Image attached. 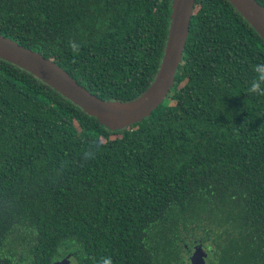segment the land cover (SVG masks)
<instances>
[{"label": "trees", "instance_id": "16d2710c", "mask_svg": "<svg viewBox=\"0 0 264 264\" xmlns=\"http://www.w3.org/2000/svg\"><path fill=\"white\" fill-rule=\"evenodd\" d=\"M264 9V0H256ZM172 0H0V35L101 100L159 70ZM264 41L195 0L167 97L119 131L0 59V264H264Z\"/></svg>", "mask_w": 264, "mask_h": 264}, {"label": "water", "instance_id": "95a60500", "mask_svg": "<svg viewBox=\"0 0 264 264\" xmlns=\"http://www.w3.org/2000/svg\"><path fill=\"white\" fill-rule=\"evenodd\" d=\"M228 1L264 41L263 7L256 0ZM194 4L195 0H172L170 26L159 70L148 89L130 102L97 98L50 60L2 35L0 59L32 74L110 131H119L148 117L169 94L186 45ZM205 255L201 248H195L190 264H205ZM58 264H70V260L62 259Z\"/></svg>", "mask_w": 264, "mask_h": 264}, {"label": "clouds", "instance_id": "9594fccd", "mask_svg": "<svg viewBox=\"0 0 264 264\" xmlns=\"http://www.w3.org/2000/svg\"><path fill=\"white\" fill-rule=\"evenodd\" d=\"M254 77L250 81L248 91L253 95H264V64H256L253 68ZM110 264V262H106Z\"/></svg>", "mask_w": 264, "mask_h": 264}, {"label": "rangeland", "instance_id": "374dc122", "mask_svg": "<svg viewBox=\"0 0 264 264\" xmlns=\"http://www.w3.org/2000/svg\"><path fill=\"white\" fill-rule=\"evenodd\" d=\"M71 264V263H70Z\"/></svg>", "mask_w": 264, "mask_h": 264}]
</instances>
